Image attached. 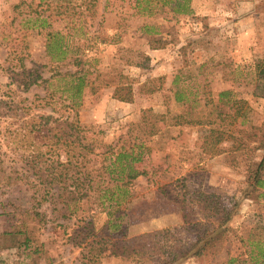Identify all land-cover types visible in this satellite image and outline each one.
Returning <instances> with one entry per match:
<instances>
[{
	"label": "rangeland",
	"instance_id": "obj_1",
	"mask_svg": "<svg viewBox=\"0 0 264 264\" xmlns=\"http://www.w3.org/2000/svg\"><path fill=\"white\" fill-rule=\"evenodd\" d=\"M60 40L64 59L48 50ZM80 68L97 88H86L74 116L60 92L57 103L47 95L55 75ZM263 68L264 0H191L187 12L175 0H0V264H88L109 209L94 189L74 215L62 209L60 188L78 180L67 177V150L91 146L85 164L95 171L103 146L136 137L147 174L132 182L121 210L141 255L96 264H230L240 253L234 264H255L244 251L264 241V183L254 189L256 176L264 180ZM120 83L132 86L131 101L114 97ZM144 111L160 127L147 140L137 124ZM73 118L84 131L74 130L69 147L37 130ZM226 208L231 219L218 227ZM201 228L213 230L203 255L163 263L164 250ZM20 230L44 254L25 250Z\"/></svg>",
	"mask_w": 264,
	"mask_h": 264
},
{
	"label": "trees",
	"instance_id": "obj_2",
	"mask_svg": "<svg viewBox=\"0 0 264 264\" xmlns=\"http://www.w3.org/2000/svg\"><path fill=\"white\" fill-rule=\"evenodd\" d=\"M171 1L174 0H164V3L166 4ZM190 2L191 0H175L176 11H190ZM48 50L53 57H55L58 52V56L56 57L59 59H64L69 51L68 48L63 49L61 40L59 46L55 43H48ZM70 61L74 63H78V61L82 62L78 56L70 59ZM86 74L87 71L80 68V70H75L74 72L68 70L65 72H59L58 75H55L54 78H56V83H58L57 87L47 95L51 99L49 103H55L57 101L55 99L57 97L56 95L60 92L59 99L65 97V100L63 101H67L66 104H63L64 107L73 110L74 116H76L77 106L81 103L86 88L90 87L92 92H96L97 88V86L93 84L90 85ZM261 75L264 77V68L261 71ZM51 78H53V76ZM225 94L226 93L223 92L221 96ZM133 96L134 90L129 84L120 83L115 88L114 97L119 100L129 102L133 99ZM176 100L178 102L182 100V95L179 91L176 94ZM52 110L55 111L56 109L52 107ZM143 115L144 117L137 124L142 123L139 127H142L145 136L144 140H147L150 136L155 135L159 131L160 127L157 124L158 116H155L154 121H151L148 117V112L144 111ZM48 119L54 120V122L58 121L57 118H54L52 115H49ZM68 119L69 117H67V120ZM64 123L65 126L55 124L44 125L42 127L38 125L37 130L42 133L41 137L46 140L49 139L50 145L55 147H60L59 145L69 147L74 143V141L71 140L74 136V130L82 132L84 131V128L78 126V120L74 118L71 122L68 123L65 121ZM83 139L84 137L82 136L80 140L83 141ZM127 145L121 144L119 146L118 143H114L103 146L106 149L103 152H98L96 154L103 158L102 162H104V164H102V166L95 171L91 169L89 170L85 164L87 161H90L86 160V157L90 155L89 153H94L95 149L82 143L80 145L79 153L73 152L71 149L67 150V177L69 179L78 180H73L72 186H74V188H70L71 185L65 188H60V192L57 196L62 200V209L66 211V213H69L70 216L74 215L77 211V204L85 197L90 198L91 191H93V189L96 191L98 190V193L96 194L99 200L98 204H107L106 208L109 209V218L101 229L103 236L97 241L98 244L91 246L90 251L94 252V254L92 253L87 257L88 264H96L101 256L128 255V258H135L136 256L141 255L142 246L139 245L138 237L129 238L126 226L123 227L122 225L123 215L121 205L123 204L124 199H126L130 194L129 187L132 182L141 175L147 174V171L140 168L139 165L144 159V150H142L144 148V141H138V137H136L133 142H129ZM90 148L91 150H89ZM73 158H76V161H73ZM263 169L264 157L258 166L257 173ZM71 171L73 174H70ZM95 178H98V183L95 182ZM263 181V178L256 176V185L254 189L258 190L257 185L263 184ZM69 214H64V217H68ZM231 216L232 210L226 208L222 218L219 220L218 227L225 226L230 221ZM214 228L215 226L213 229ZM211 231L213 230L201 228L200 232L194 236L193 240L185 243L182 247H171L164 250L160 259L163 263H174L189 255L198 257L203 255L204 249L202 244L205 242ZM19 233L25 235L24 241L22 242L25 250L31 249V253L38 255L44 254V244H37L38 241L33 238L30 231L20 230ZM32 242L35 243L33 250L31 248L33 244ZM253 244L254 246L245 250L244 254L250 258H254L256 262L255 264H264V241L262 239H258L255 240ZM241 254L242 253L236 256V258H232L231 263L234 264L235 261H238ZM239 264L242 263L239 262Z\"/></svg>",
	"mask_w": 264,
	"mask_h": 264
}]
</instances>
